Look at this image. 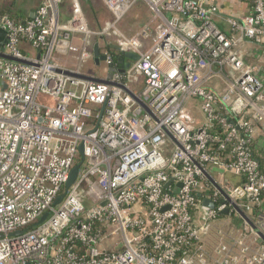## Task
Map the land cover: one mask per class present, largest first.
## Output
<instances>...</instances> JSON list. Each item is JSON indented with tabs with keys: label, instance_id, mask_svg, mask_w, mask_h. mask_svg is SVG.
Masks as SVG:
<instances>
[{
	"label": "built area",
	"instance_id": "2783aa9c",
	"mask_svg": "<svg viewBox=\"0 0 264 264\" xmlns=\"http://www.w3.org/2000/svg\"><path fill=\"white\" fill-rule=\"evenodd\" d=\"M63 1L17 20L0 0L2 53L23 61L0 58V264H264L248 222L264 236V173L249 149L264 136V61L245 48L264 47V0L227 32L208 0H101L111 18L99 31L77 0L62 24ZM137 2L150 19L126 37L119 23ZM110 34L90 65L102 75L85 71L91 40ZM113 49L138 58L121 72Z\"/></svg>",
	"mask_w": 264,
	"mask_h": 264
},
{
	"label": "crops",
	"instance_id": "0c3cea01",
	"mask_svg": "<svg viewBox=\"0 0 264 264\" xmlns=\"http://www.w3.org/2000/svg\"><path fill=\"white\" fill-rule=\"evenodd\" d=\"M77 1L80 4L81 9H82V5H87L91 7H93L94 5V0H77ZM4 2H5L3 5L4 8H8V9L10 8L9 11L11 10L13 12V15L16 17V19H26V18L32 17L34 10L36 9L37 6L41 4L42 0H31V1L29 0H4ZM208 4L213 5L218 9L219 15L218 17L215 18V23L224 32L228 31V27L226 23L227 19L244 17V16H248L251 14V1L250 0H208ZM73 6H74L73 0L63 1L62 9H61L62 24H66L72 18ZM134 6L132 7V10L128 13L129 14L128 20H133L138 15L144 12L145 16H147L148 18V21H147L148 23L150 19V13L148 11V8L141 6V5L138 7H134ZM123 23H124V19H123ZM119 30L124 36L132 37V36H127L124 33V31H122L120 28ZM97 39L99 38H93L91 40V49L93 48L94 43H98L96 42ZM79 40L80 38H77L74 41L79 42ZM245 48L248 51V55H249L248 60L250 63H258V60H257L258 58L254 56L257 53L258 55L261 54V57H262L261 60L264 61V47H258L257 45H254L252 43H246ZM91 64H94V62L93 61L87 62L84 65V70L85 71L87 70L89 72V70L91 69L90 68ZM255 144L258 148L257 157L259 158V161H261L264 166V136L259 135L257 137ZM232 182L234 183V185H238L240 182V179L235 178V180H233Z\"/></svg>",
	"mask_w": 264,
	"mask_h": 264
},
{
	"label": "rangeland",
	"instance_id": "374dc122",
	"mask_svg": "<svg viewBox=\"0 0 264 264\" xmlns=\"http://www.w3.org/2000/svg\"><path fill=\"white\" fill-rule=\"evenodd\" d=\"M29 1H31V0H29ZM140 5L146 7L142 2H137L134 7H138ZM9 9L5 8L4 10H5V12H7V14H9L11 17H13L14 16L13 12L11 10L8 11ZM82 10H83V13L86 17L88 27L91 30L99 31L100 29L105 27L106 24L110 21L111 16H110L109 12L107 11V9L105 8L104 4H102L100 0H94L93 7L87 6V5H82ZM127 14L123 18L124 23H123V20L121 23H119V28L122 31H124V33L127 36H134L147 23L148 18H147V16H145V14L143 12L142 14L138 15L135 19L128 20L129 14L128 15ZM96 42H98V44H101L104 46H107V45L114 46L115 42H116V37L112 36V34H110V35L104 36L101 39H97ZM91 68H93V69H90V70L88 69V70L94 72L97 75L98 74L102 75V73L99 70V67L93 66ZM235 178L238 179V177H236V176H232V175L227 174V175H225L224 180L229 186L233 187V186H236L232 182L233 180H235ZM107 248H109V247H107Z\"/></svg>",
	"mask_w": 264,
	"mask_h": 264
},
{
	"label": "water",
	"instance_id": "95a60500",
	"mask_svg": "<svg viewBox=\"0 0 264 264\" xmlns=\"http://www.w3.org/2000/svg\"><path fill=\"white\" fill-rule=\"evenodd\" d=\"M7 43V32L3 29L0 28V58H3L5 60H8V61H14V62H23V61H20L16 58H13L9 55H6V54H3V50H4V46L6 45ZM137 56L134 55V54H131V53H126V54H123V56H121L119 58V65L121 67V72H123V67H125L128 62H131V61H136L137 60ZM104 60V57L100 55V51H99V46L98 44L96 43L94 46H93V61H94V64L96 66H98L100 64V62H102ZM112 72H113V69H110L109 72H108V79L111 77L112 75ZM62 73L67 76L70 80L74 81L76 79H79V80H82V81H90V82H95V83H104V84H108L107 81H102L100 79H97V78H94V77H91V76H88V75H84V74H79V73H73V72H70V71H62ZM126 90V89H125ZM126 92L132 96V98L137 102V104L142 107L146 112L148 111L147 108L145 107V105L139 100L137 99L132 93H130L128 90H126ZM101 116V114H100ZM78 151H79V154H80V158L81 160H83V146L80 145L79 148H78ZM80 167V163H78L77 165H75L70 173H69V176H68V179L65 183V186H64V189L65 190H68V188L73 184V182L75 181L76 177H77V174H78V169ZM172 180H170L166 186H168V184L171 182ZM62 195L59 196L57 199H56V204L60 202V200L62 199ZM204 207L206 209H211L213 207V204L210 202V201H205L204 203ZM242 218L246 221H248V219L241 215ZM47 217V214H45L41 219L40 221L38 222V224H41ZM249 224L255 229V231L258 233V235L264 240V236L253 226V224L248 221Z\"/></svg>",
	"mask_w": 264,
	"mask_h": 264
},
{
	"label": "trees",
	"instance_id": "16d2710c",
	"mask_svg": "<svg viewBox=\"0 0 264 264\" xmlns=\"http://www.w3.org/2000/svg\"><path fill=\"white\" fill-rule=\"evenodd\" d=\"M8 11H9V10H8ZM13 17H14V19H16L15 16H13ZM13 17H12V18H13ZM17 20H18V19H17ZM106 48H109V46L107 45ZM114 50H115V49H113V52H114L113 57H114V59H115V61H116V60H119V58H120L121 56H123V54H122V53H117V52L114 51ZM249 149H250V152L254 155V158H256V159L259 161V158L257 157L258 148H257L256 144L250 146ZM259 164H260L261 171L264 173V166H263L262 162L259 161Z\"/></svg>",
	"mask_w": 264,
	"mask_h": 264
}]
</instances>
